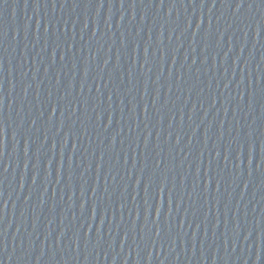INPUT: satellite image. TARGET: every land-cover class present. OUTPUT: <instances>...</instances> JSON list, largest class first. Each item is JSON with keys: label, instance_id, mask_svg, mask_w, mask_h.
Masks as SVG:
<instances>
[{"label": "water", "instance_id": "water-1", "mask_svg": "<svg viewBox=\"0 0 264 264\" xmlns=\"http://www.w3.org/2000/svg\"><path fill=\"white\" fill-rule=\"evenodd\" d=\"M0 264H264V0H0Z\"/></svg>", "mask_w": 264, "mask_h": 264}]
</instances>
